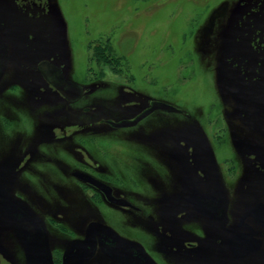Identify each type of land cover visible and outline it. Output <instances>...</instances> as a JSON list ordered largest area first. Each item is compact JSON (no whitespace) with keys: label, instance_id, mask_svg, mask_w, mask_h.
<instances>
[{"label":"rangeland","instance_id":"1","mask_svg":"<svg viewBox=\"0 0 264 264\" xmlns=\"http://www.w3.org/2000/svg\"><path fill=\"white\" fill-rule=\"evenodd\" d=\"M0 36L7 52L0 187L9 197L44 222L129 228L155 264H227L204 248L180 249L181 224L165 217L178 216L168 208L183 185L184 197L192 189L219 190L230 223L264 203V0H0ZM40 61L60 65L85 88L83 97L69 104L57 96L36 69ZM152 101L181 113L157 111L129 128L103 123L132 120ZM30 135L82 146L42 144L27 171ZM13 142L22 144L18 155ZM241 157L253 160L245 169L256 184L240 183V195L232 186L243 171ZM73 170L119 184L140 211L97 204ZM202 221L194 216L184 225ZM163 222L171 232L166 244L157 228ZM0 224L22 227L1 206Z\"/></svg>","mask_w":264,"mask_h":264},{"label":"flooded vegetation","instance_id":"2","mask_svg":"<svg viewBox=\"0 0 264 264\" xmlns=\"http://www.w3.org/2000/svg\"><path fill=\"white\" fill-rule=\"evenodd\" d=\"M47 62L60 68L63 77L66 80L71 81L64 76L60 65L50 61ZM43 81L55 92V94H58L57 96H60L69 104L80 100L85 94V88L82 85L71 81L82 88L83 94L74 102L68 101L44 79ZM103 123L107 124V121ZM49 136L46 135L45 137L38 138L37 136L30 135V138L24 142L25 144L28 143L31 145L30 149H27L28 151L26 152V155L30 154V157L27 158L28 160L25 162V166H23L26 170V164L30 162L31 159H34L39 153L42 144L59 145L62 143L67 151H69V149L79 151L78 147L82 146V143H72L69 139L67 141V137L59 140L58 138H52V136ZM12 144L13 149L16 150L14 152L15 155H18L17 150L22 144L15 142ZM67 146H70L71 148ZM111 156L113 157V154H111ZM66 167L67 166L64 167L62 164L59 166V170L63 176H65L64 171ZM75 172L84 173L103 183L110 188L111 195L114 198L126 200L131 204V207H120L109 202L99 189L75 178L73 176V173ZM23 174V177H27V174ZM70 175L73 179L79 181L82 186H84V190L92 192L91 196L95 199L97 204L99 203L98 199H100L101 204L106 203L109 206L118 209H128L133 212H139L141 209L138 205H134V202L127 198L125 192L120 186H118L119 184H112L102 178L95 177L92 173H87L81 170H73ZM107 175H109V173ZM109 176L110 179L111 177L113 178L111 181H120L117 175L112 174ZM253 181L256 184L255 178ZM50 183L46 186L49 187ZM214 186H218V184L215 183ZM180 187V193L178 195L176 194V196L170 197L171 203L168 208L169 212L180 210L176 214L178 215V218L176 216H171L170 214L165 217L168 222L170 221V224L173 217L179 224H181V226L176 228L179 235L178 247L180 249L184 248L188 251H193L194 249L204 248L208 251L209 256L212 257L211 259L217 261L225 260L224 263L227 262V264H246L247 262L264 264V212L257 213L254 216H249L241 220L243 214L248 210L259 204L264 205V203H256L252 205L242 213L236 222L230 223L229 221H226L225 213L224 215L220 214L223 205L221 196L223 195L219 190L215 189V191L198 192L192 189L188 196L184 197L186 187L185 185ZM2 191L5 192L4 189H2ZM238 191L240 195L245 192L241 189H238L237 192ZM34 193L36 194V197L43 198L37 191H34ZM5 194L7 195V198H3L0 194V206L4 210L5 216L12 221L13 225H20L22 227L20 231L17 232L14 231L17 229L16 226L7 229L4 228L3 224H0V264H29V261L32 263L41 261L43 264H126V261L130 258H133V260L139 262V264H145L138 252L137 248L139 247H132L130 243L139 245L146 255L148 253L138 237H130V234H128L129 228L127 231V229L123 227V231L115 227L113 224L110 225L108 223H103L102 221H91L84 226L82 224L78 226L62 221L51 220L44 222L37 217L35 212L28 207L17 204V202L11 199L6 192ZM179 197L183 199L178 200ZM202 197H206V199H202ZM193 210L196 213H193ZM205 210L208 211L212 217L204 213ZM27 212L33 214L38 221H28L26 219L28 218ZM187 212H192L193 214L190 217H185ZM194 216H200L203 218L201 225L194 228L185 226L184 224L187 225ZM215 217H219L220 219H216ZM204 219L212 222L208 223L207 221H204ZM91 224L105 226L113 233L93 229V232L91 231L90 235L91 238L87 239L88 229ZM157 228L162 236L166 237V242L164 243L166 244L171 237L170 229H166L164 222L161 223V225L158 224ZM3 236L5 237L3 238ZM164 247L166 246L164 245ZM83 258H85L84 261H82Z\"/></svg>","mask_w":264,"mask_h":264},{"label":"water","instance_id":"3","mask_svg":"<svg viewBox=\"0 0 264 264\" xmlns=\"http://www.w3.org/2000/svg\"><path fill=\"white\" fill-rule=\"evenodd\" d=\"M6 60H7L6 47H5V44H4L2 37L0 36V78H1L2 72L4 70ZM36 69L39 72V74L42 76V78L47 83H49L53 88H55L59 93H61L68 101L74 102L82 96V94H83L82 88L79 85L75 84L74 82L66 80L62 75L61 69L58 68L57 66H54L53 64H51L47 61H41L36 65ZM157 111H161V112H164L167 114H175V113L180 114L181 113L180 110H178L177 108H175L169 104L159 102V101H152L148 108L143 110L141 113H139L132 120H122V121L114 122V123L111 121H107V124H109L110 126H112L114 128L134 127L141 120H143L147 116H149L152 113L157 112ZM73 176L75 178L99 189L105 195L106 199L109 202H111L117 206H120V207H131V204L129 202H127L126 200L114 198L111 195V190L109 187H107L103 183L91 178L90 176H88L84 173H79V172L73 173ZM0 194H1V196H3V198H7V195L5 194L4 191H2L1 187H0ZM221 197H222L223 205H222L220 214L224 215L226 203H225L223 196H221ZM202 199H206V197H202ZM260 212L261 213L264 212V205L263 204H259V205L255 206L254 208L248 210L245 214H243L241 220H243L249 216H254ZM204 213H206L207 215H210V213L206 210L204 211ZM27 215H28L27 216L28 218H26V219L28 221H38L37 218L33 214H31V213L29 214V212H27ZM210 216L212 217V215H210ZM215 218L220 219L219 217H215ZM93 229H99L102 231L113 233L109 228H107L105 226H102L100 224H91L89 226V229H88L89 231L87 234V239L91 238L90 235H91V231L93 232ZM130 245H132V247H134V246L139 247V248H137L138 252L141 255L145 264H154L150 260V258L144 253L143 249L139 245L134 244V243H130ZM87 256H86V258H87ZM84 260H85V258L82 259V261H84ZM126 262H127L126 264H139V262H136L135 260H133V258L128 259ZM29 264H43V263L41 261L40 262L39 261L34 262V263L29 261Z\"/></svg>","mask_w":264,"mask_h":264},{"label":"bare ground","instance_id":"4","mask_svg":"<svg viewBox=\"0 0 264 264\" xmlns=\"http://www.w3.org/2000/svg\"><path fill=\"white\" fill-rule=\"evenodd\" d=\"M235 141L237 143L243 144V145L247 142L244 138H238V139H235ZM244 148H246V147L243 146L242 149H244ZM210 149H211V145L209 143H205V153L211 152ZM242 154H244V153L241 152V155ZM241 164L243 165V171L241 174H238V176L236 177V181H235L234 185L232 186L235 189H238L240 187L239 186L240 183L243 184L242 188H244L247 185V182L249 183L250 179H254V178H251V175H248V171H246V169H245L246 166H252L253 165V160H249V159H246L245 157L244 158L241 157ZM248 177H249V179H248ZM241 190H244V189H241Z\"/></svg>","mask_w":264,"mask_h":264}]
</instances>
